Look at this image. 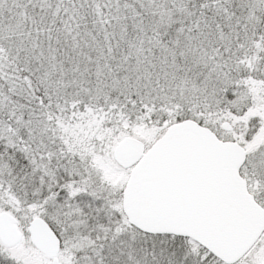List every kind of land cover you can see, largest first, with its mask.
I'll list each match as a JSON object with an SVG mask.
<instances>
[{
	"label": "snow or ice",
	"instance_id": "1",
	"mask_svg": "<svg viewBox=\"0 0 264 264\" xmlns=\"http://www.w3.org/2000/svg\"><path fill=\"white\" fill-rule=\"evenodd\" d=\"M0 264H264V0H0Z\"/></svg>",
	"mask_w": 264,
	"mask_h": 264
}]
</instances>
